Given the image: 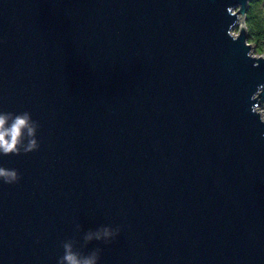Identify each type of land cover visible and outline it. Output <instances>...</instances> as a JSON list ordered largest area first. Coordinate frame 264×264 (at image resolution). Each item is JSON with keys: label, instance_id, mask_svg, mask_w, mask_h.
Instances as JSON below:
<instances>
[{"label": "water", "instance_id": "water-1", "mask_svg": "<svg viewBox=\"0 0 264 264\" xmlns=\"http://www.w3.org/2000/svg\"><path fill=\"white\" fill-rule=\"evenodd\" d=\"M249 1L0 0V110L29 112L39 145L0 154L19 174L0 264H57L64 241L99 264H264ZM102 225L110 243L83 240Z\"/></svg>", "mask_w": 264, "mask_h": 264}, {"label": "clouds", "instance_id": "clouds-1", "mask_svg": "<svg viewBox=\"0 0 264 264\" xmlns=\"http://www.w3.org/2000/svg\"><path fill=\"white\" fill-rule=\"evenodd\" d=\"M36 122L32 120L27 111L13 113L0 110V154H19L34 151L39 145L35 139ZM27 138V144H24ZM19 174L14 169L0 167V181L7 184L18 182ZM75 230H80V225H75ZM119 233V229L102 225L84 232L83 240L87 243L93 240L110 243ZM63 254L58 258L57 264H99L101 249L90 252H81L74 248L72 241L62 243Z\"/></svg>", "mask_w": 264, "mask_h": 264}, {"label": "trees", "instance_id": "trees-1", "mask_svg": "<svg viewBox=\"0 0 264 264\" xmlns=\"http://www.w3.org/2000/svg\"><path fill=\"white\" fill-rule=\"evenodd\" d=\"M262 1L264 0H250L245 18L248 42L255 44L257 54L264 53V11L261 7Z\"/></svg>", "mask_w": 264, "mask_h": 264}, {"label": "rangeland", "instance_id": "rangeland-1", "mask_svg": "<svg viewBox=\"0 0 264 264\" xmlns=\"http://www.w3.org/2000/svg\"><path fill=\"white\" fill-rule=\"evenodd\" d=\"M261 7H262V10L264 11V1H262V3H261ZM234 30L235 31H237V26L234 28ZM249 43H251L252 44V50H253V53L254 54H257L256 52H255V44L253 43V42H249ZM262 54V53H261Z\"/></svg>", "mask_w": 264, "mask_h": 264}]
</instances>
